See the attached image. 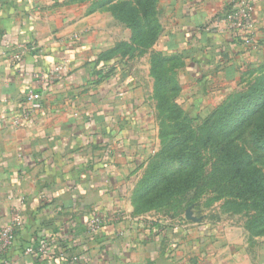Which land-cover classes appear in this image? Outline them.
Returning a JSON list of instances; mask_svg holds the SVG:
<instances>
[{
  "label": "crops",
  "instance_id": "crops-1",
  "mask_svg": "<svg viewBox=\"0 0 264 264\" xmlns=\"http://www.w3.org/2000/svg\"><path fill=\"white\" fill-rule=\"evenodd\" d=\"M230 1L161 0L159 42L188 74L234 80L264 41V0L253 1L255 48L222 30ZM112 21L89 0H0V225L18 221L11 264H264L263 237L221 239L211 224L160 234L131 213L128 178L155 132L134 73L111 53ZM29 88L40 100L14 128ZM94 216L108 221L89 232ZM43 241L46 259L25 253Z\"/></svg>",
  "mask_w": 264,
  "mask_h": 264
},
{
  "label": "rangeland",
  "instance_id": "rangeland-1",
  "mask_svg": "<svg viewBox=\"0 0 264 264\" xmlns=\"http://www.w3.org/2000/svg\"><path fill=\"white\" fill-rule=\"evenodd\" d=\"M89 1L97 9L104 0ZM160 5L161 0H155L148 13L140 11L134 0H119L110 5L112 12L117 14H113V25L110 28L116 33L117 39L112 53L120 67H129L134 73L150 108V129L155 132L154 149L150 156L128 178L131 213L141 217L147 224L155 223L183 230L200 224H211L224 228L221 239L233 238L240 242L250 237L253 242H257L261 237L264 238V226L252 230L247 221L251 217H264V209H260L261 214H257L253 207L248 212L244 208L238 212L235 209H240L236 205L229 208L224 205L232 200L231 190L224 188V185L234 182V176L227 182L220 181L221 177L211 178V170L214 165L220 166L219 160H222L225 152L220 154L219 148L207 138H203L200 143L196 142L195 128L208 125L215 112L236 103L240 97L253 93L255 89L264 87V41L259 43L255 51L250 50L253 51L251 57L234 80L218 82L206 74L200 78L198 75H190L187 73L190 67L186 69L184 61L177 55L166 53L159 42L162 32ZM107 10L112 13L109 7ZM153 15L156 17L155 22L151 18ZM256 45L257 39L254 47L249 48H255ZM189 128L194 131L192 135L188 132ZM183 134L189 136L184 148L188 147L186 150L197 153L195 164L203 167V173L195 185L199 187L198 193L192 195L190 189L162 198L156 195L157 186L154 187L153 180L164 178L167 172L180 168L176 155L180 148L178 140ZM231 140L249 153L248 164L262 171L264 182V150L254 149L247 133L237 134ZM194 142L199 145V152L191 150L190 145ZM235 166L233 164L232 169ZM187 180L190 179L186 177L182 181ZM215 185H219L220 189H215ZM234 199L241 200L240 197ZM256 223L261 222L257 220ZM259 231L262 233L257 235ZM261 241L264 242V239Z\"/></svg>",
  "mask_w": 264,
  "mask_h": 264
},
{
  "label": "trees",
  "instance_id": "trees-1",
  "mask_svg": "<svg viewBox=\"0 0 264 264\" xmlns=\"http://www.w3.org/2000/svg\"><path fill=\"white\" fill-rule=\"evenodd\" d=\"M119 0H104L99 4V7L107 6L111 10V6ZM139 10L148 13L152 10L155 0H134ZM94 5V4H93ZM111 5V6H110ZM112 12V10H111ZM114 12V11H113ZM117 16L116 13H113ZM156 15V14H155ZM153 15L151 18L153 22L156 21V17ZM112 53V52H111ZM212 121L208 125L190 126L196 130V142H202L203 138L207 140L216 148H219L220 154L225 152L222 156L220 166H216L211 170V178L221 177L220 181L227 182L234 176V182L229 185H224V188H228L232 200L225 202L228 208L231 205H236L238 209L236 211H242L244 208L248 212L249 208L253 207L257 214H261L264 205V182L263 174L261 170L252 168L248 164L249 153L235 145L231 140L233 136L240 133H247L251 138V146L256 150H264V87L255 89L253 93L240 97L238 101L227 108L215 112L212 115ZM191 135L194 131L188 129ZM189 136L183 134L178 140L179 151L176 155L177 164L180 166L178 170L167 172L164 178H156L153 180L154 187L157 186L155 193L157 196L169 198L175 193H183L186 190L192 191V195L198 193V186L196 185L197 179L203 173V167L197 165L195 160L197 153L186 150L184 148L185 142ZM191 144V150L199 152V145ZM194 158V159H193ZM195 160V161H194ZM233 164L236 166L232 169ZM188 177L190 180L183 182L184 178ZM161 180V181H160ZM160 181V182H159ZM192 183V185L190 184ZM215 189H220L219 185L214 186ZM223 192V190H220ZM240 197V201H236L234 198ZM251 200L250 202H248ZM262 209V210H260ZM259 220L264 224V217H251L247 221V225L250 229L254 230L257 226H264L261 223H256ZM155 230H161L162 234L164 225L152 224ZM251 226V227H250ZM253 227V228H252ZM159 232V231H158ZM259 231L256 234H261ZM249 242H253V239L247 237Z\"/></svg>",
  "mask_w": 264,
  "mask_h": 264
},
{
  "label": "built area",
  "instance_id": "built-area-1",
  "mask_svg": "<svg viewBox=\"0 0 264 264\" xmlns=\"http://www.w3.org/2000/svg\"><path fill=\"white\" fill-rule=\"evenodd\" d=\"M253 1L254 0H231L228 8L219 18V22L222 24V30L229 32L247 47H254L256 42L254 33L256 19ZM67 65L68 62L66 61L60 63L50 70V74L54 76L63 72L67 68ZM39 100L40 94L29 88L25 93V106L18 114L11 118L10 125L16 128L28 121L38 105ZM1 121L0 118V122ZM115 216L122 217L123 214L117 213ZM106 221H108L106 217L94 216L90 220L87 229L89 232H96ZM16 223H18V221L14 220L10 224L0 225V264H11L7 253L14 242V228ZM32 251L35 252L38 258L44 260L49 255V243L43 241L36 247H28L25 253Z\"/></svg>",
  "mask_w": 264,
  "mask_h": 264
}]
</instances>
